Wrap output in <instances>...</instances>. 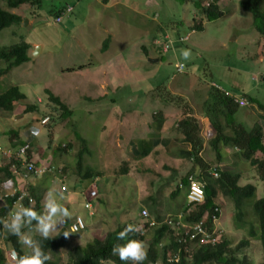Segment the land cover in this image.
<instances>
[{"label": "rangeland", "instance_id": "obj_1", "mask_svg": "<svg viewBox=\"0 0 264 264\" xmlns=\"http://www.w3.org/2000/svg\"><path fill=\"white\" fill-rule=\"evenodd\" d=\"M196 1L43 0L38 8L22 6L9 10L10 13L20 16L22 23L0 32V48L25 42L29 44L30 49L27 52L29 62L13 69L8 76L0 79L1 91L17 86L26 96V100L16 107L12 115L3 114L1 116L0 143H9V135L6 133L8 130H17L23 134L24 131L20 132L19 129L25 130L26 126L38 118L50 117V125L46 126L47 129H41L38 146L42 151V153L39 151L40 160L50 159L56 171L51 170L41 177L29 178L31 187L42 197V209L39 214L46 212L45 205L51 193L58 202L72 212L73 217L66 219L68 226L73 223L76 216L86 224L81 240L68 234V245L60 253V264H65L69 250L75 246L84 245L86 241L92 239L93 221L95 225L98 220H104L107 223V225H102L104 233L101 237L118 226L114 218L115 214H110L111 216L108 217L104 214L99 218L98 212L96 214L95 211L89 213V209L84 210L85 198L82 196V189L88 185L87 183L81 184L79 190L71 188L72 183L78 182L73 175L78 150V144L74 139H70L74 134L84 136L87 141L86 147H88L89 154L82 157L84 163L82 172L86 171L85 168L101 172L98 178L94 179L98 196L90 194L88 199L98 198L104 203V207H107L106 210H116L122 220L128 216V212H131L128 223L140 224L136 209L138 207L146 210L150 208L148 201L150 196L154 197L155 206L158 209L170 210L171 196L177 188V184L172 185L169 182L170 176L177 174L176 183L185 177L193 166L195 170L197 168L196 172H199L198 165H193L192 162L179 157V151L171 156L163 157V161L156 160L152 163L150 158L135 160L124 144L120 149L110 144L112 136L109 135L115 134L122 137L121 131L116 132L108 119V117L113 118L111 99H114L117 104V112L123 114L125 111H138L143 104L147 106L148 100L152 103L151 97H153L160 101L161 105H167L162 106L163 108L159 111L162 113H164L163 110L167 111L165 118H169L170 123L181 121L182 112L185 109L191 110L188 112L189 116L195 120L203 117V102L208 101V94L213 86L237 97L243 94H253L264 105L263 40L260 41V36L253 28L251 15L241 9L240 3L244 0H219L218 5L222 17L213 22L201 18V30L191 32L188 28L194 16L193 9ZM66 6L70 8V13L63 15L60 21L56 22L54 12L63 7L67 8ZM0 7L4 10L8 9L1 0ZM262 7L264 8V2ZM25 20L26 24H24ZM175 22L180 24L179 31L169 30ZM164 34L169 35L175 51L172 49L165 54L161 52ZM185 35H189L185 42L175 41L177 38L174 37ZM153 36L157 37L156 41ZM130 45H136V47L129 49ZM105 46L107 49L103 50ZM142 49H147L157 58H159L157 55L164 56L165 64L158 72L144 65L147 68L144 71H148L144 73L147 75V80L135 83L139 80L135 79L136 75L131 77V71L137 64L139 51L143 54ZM182 49L191 50L189 59L185 60L181 56ZM146 60L143 58L142 64ZM112 63L124 65L123 69L129 71V74L115 70ZM175 64H183L185 67L177 73L174 69ZM89 68L90 76L84 71ZM110 69L112 71H109ZM72 70H74L72 73L69 72ZM114 71L120 72L115 73L118 77H124L125 83L131 82L134 86L139 84V88L117 85L118 83L113 81L112 77ZM79 75L82 78H79ZM203 80L205 83L201 85L206 86L202 93L195 96L190 95L192 90H188L187 84L191 81L199 84ZM99 82L102 88L98 86ZM92 83H96L97 87ZM103 88L107 90L105 94ZM46 91L57 97L68 110L73 111L71 119H60L59 112L56 106H52L53 104L49 102ZM157 92H160L161 98H156ZM170 96H174L175 100L165 102ZM89 97L94 103H89L87 100ZM39 101L41 103L38 106V112L23 114L26 107L35 105ZM151 110L154 111V109ZM249 114L248 108H240L234 120L248 126V119L251 118V123L253 120L256 121L255 117ZM52 118L55 119L53 123ZM197 122L202 147L201 158L210 170L218 167L232 168L242 176L239 185L251 184L256 187V200L264 197V182L259 181L255 170L241 158L237 161L230 160V155L226 152L230 149L231 154L233 151L231 147L221 149V161L217 160L209 145L210 135L204 131L203 127L200 128L201 120ZM168 128L169 126L166 125L167 134L169 133ZM66 141L72 143V153L66 157L54 155L53 150L58 143L61 142L64 145ZM48 142L51 143L50 146ZM34 155H37L36 152ZM146 155L144 154L143 157ZM2 158L0 156L1 163ZM175 161L176 163L179 161V165L174 163ZM166 167H169L171 171L165 170ZM123 170L127 171L128 176H120ZM4 187L7 186L0 172V189ZM62 188L69 193L63 191ZM183 194H185V189L175 200L180 205L184 201ZM98 199L93 201L94 205H99ZM218 201L217 205L222 216L219 230H222V236L228 240V247L235 248L241 240H248L249 247L237 255L239 262L261 264L264 253L258 242L247 237L248 226L238 229L234 224L235 214L230 202L225 201L221 206ZM1 205L2 200H0ZM17 208L19 207H15L14 210ZM175 208L178 206L176 205ZM248 212L249 217H252L250 210ZM148 214L155 218V214L149 211ZM90 215L93 216L90 217ZM68 226L67 232H69ZM64 227V224L57 225L58 229L51 233V237L57 235ZM101 231L102 228L99 226L98 232L101 233ZM21 232V241L25 235L33 241L34 236H40L36 231V224L25 225ZM218 241H221V238L218 237ZM143 245L146 250L147 245ZM24 246L30 251L26 245ZM2 264H16V262L8 259L7 254Z\"/></svg>", "mask_w": 264, "mask_h": 264}, {"label": "trees", "instance_id": "obj_2", "mask_svg": "<svg viewBox=\"0 0 264 264\" xmlns=\"http://www.w3.org/2000/svg\"><path fill=\"white\" fill-rule=\"evenodd\" d=\"M1 1L8 9L6 8L7 10H4L0 7V32L4 29L10 28L12 26H18L22 23V18L18 15L10 13L9 10H15L22 6L38 8L43 0ZM205 1L207 0H197L194 4V16L192 18L191 25L188 28L191 32L201 30V18H205L208 22H213L222 17V12L220 11L218 5L219 0H209V2ZM263 2L264 0H244L241 1L240 5L244 12L251 15L253 28L260 36V41L263 40L264 48ZM65 10L66 8L64 7L58 9L56 12H54V17L61 19L63 16L62 13H64ZM179 28L180 24L175 22L171 25L169 30L179 31ZM165 37L170 39L168 34H164L161 43L166 41ZM186 37L188 40L189 35H185L184 37L176 36L174 38H177L175 41L185 42L184 39ZM29 49V44L25 42H20L19 44L9 47L0 48V66H2V68H0V79L2 77L8 76L13 69L23 66L29 62V58L27 56ZM106 49L107 46L103 48V50ZM179 65H181L184 69L185 66L183 64ZM175 71L177 72L176 69ZM262 80H264V78H262ZM46 94L48 95L49 102L53 104L52 106H56L55 108L59 112L58 115L60 119L72 118V110H68V108L50 92L46 91ZM157 97L161 98L160 92H157L156 98ZM235 99L244 101L247 103V105L240 106L239 104L234 103ZM25 100V94H23L17 86H11L2 91L0 89V119L3 114L12 115L16 107ZM166 100L167 101H164H174L175 97L170 96ZM207 100L208 101L203 102V111L204 116L208 119L209 124L215 133L213 138L209 140V145L214 151L216 159L221 161V151L224 148L231 147L233 150H237L236 152H238L239 158L243 159L252 169L255 170L259 181L264 182V131L255 121L251 123L250 119L247 120L249 123L248 126L242 124L236 119L234 120V117L240 108H248L249 111L256 110V112L258 111L263 113L264 105H262L253 94H243L242 96L237 97L232 94H227L222 89L215 87L210 89ZM40 103L41 102H38L35 105L26 107L23 114L38 112V106H40ZM190 111L191 110H188V112ZM184 114V119L179 121L177 124V130L182 136V139L180 140L181 144L185 145V148H188L179 150V157L192 162L193 165H198L199 172H196L197 168L195 170V167L193 166L188 174L180 179L181 189L177 187L176 191L172 193V203L184 189L186 194V189L188 187L187 178L189 176H194L193 179H196L199 183H201L204 191V202L199 206L189 205L184 199V194V201L181 203V205H179L180 211L173 214L172 220L176 221L178 220V216L182 215L181 219L183 222L188 224L202 223L203 229L207 233H211L213 231V227L211 225L212 218L218 219L220 217L217 201L220 200L218 203L221 206L225 201H229L235 214V226L238 229H243V227L248 226L246 233L247 237L258 242V244L261 246V251L264 253V197L256 200V187L251 184H246L244 186L239 185V182L242 178L241 174L236 173L233 170H223L219 167L210 170V167L201 158L202 147L200 138L198 136V122L197 120L190 117L189 113H185L184 111ZM45 117H47L45 124H42V120L38 118L32 124L26 126L25 130L19 129L20 132L24 131L23 134H20L17 130H8L6 133L9 135V143H0V145H4L6 149L11 150H16L26 145L28 147V150L25 153L27 162L33 163L35 167H39L41 165L39 161V153H42V151L39 149L38 142L40 140L41 131L43 129H47V127L50 125V117L44 116L43 118ZM258 119L263 121V119L260 117ZM54 120V118L51 119L52 123ZM19 128H21V126ZM31 129H39V135H32L31 137L29 135ZM50 137L51 136H49V138ZM70 139H74L78 144V150L76 152L77 156L75 160L76 165L74 168L75 173L73 174L75 175L74 178L78 182H75L74 184L72 183L71 188L79 190V186L81 187V184L87 183L88 185L82 189V196L85 198L83 208H85V205L88 203L90 208L93 210V208H96L97 206L94 205L93 201H96L98 198L92 200L88 199V197L93 191L95 192V195L98 196L97 187L95 185L96 181L94 179H96V177L98 178V175L101 172L93 171L91 168H85L86 171L82 172L84 165L82 157L85 154H89L87 150L88 147H86L87 141H85L80 134H74ZM50 145L51 143L48 142V146ZM72 151L73 145L70 141H66L64 145L59 142L57 147L53 150V154L59 155L60 157H66L68 154L72 153ZM34 152H36L37 155H34ZM0 156L2 155L0 154ZM47 161L51 165L50 167L53 169V171H56V167H52L51 160L47 159ZM165 169L169 170L170 168ZM0 172L3 176L4 183L11 181V188L13 190V192L6 191L5 189L10 190V188L7 187L0 189V200H2V205L0 206V218L6 219L8 214L11 211H14V206L17 203L23 207L32 206L39 214L40 210L42 209V197L34 190V188L28 185L27 178H25V182L26 187L28 185V193L25 197H22V199L18 201L21 198V194L18 189L19 185L17 184L14 173L19 172V175L21 176L22 168L20 161L15 159H10L8 161L7 157H5V159L2 158V163L0 162ZM126 172L123 170V173L120 176H128ZM31 177H33V175H31ZM62 190L66 193H69L65 188H62ZM150 199L155 204L154 197L151 196ZM98 201L101 203H99V205L104 208L106 212L110 211L108 209L106 210L107 207H104V203L101 200L98 199ZM248 210H250V215L253 218L249 217ZM154 216L155 218L153 219H155V222H161L163 220L158 216L157 213ZM105 217L107 216L105 215ZM76 218L77 216L75 219ZM116 221L114 222H116L118 226L112 232H106L104 237H101V234L104 233V226L102 225H107L104 220H99L95 226H91L94 229L92 239L86 241L84 245H78L69 250L65 264H133L131 261L121 262L118 256L112 255L113 245L124 243V241H121L117 238L118 233L122 231L127 224H133L128 223L125 220L121 221L116 219ZM34 224H36V222L32 221L30 225L33 226ZM64 225L65 227L54 237L44 240L39 235L34 236V241L40 247H42L45 253L49 256V259L45 262V264H60V253L68 245V235L65 236L63 234L67 231V221H65ZM99 226L102 228L101 233L98 232ZM149 228L150 226L145 231L139 230L136 233H130L127 238L137 239L143 242L145 239L144 232H148ZM85 230L86 228L76 233H69L73 237L79 238V240H81ZM150 233H153V236L150 240V244L148 245V249L145 251L146 258L143 262H141V264H155L158 256L160 255L158 245L162 241V238H165L164 241H166L169 246H167V249L165 248L166 251L171 249L173 252H177L179 244L177 239L173 238V232H171L169 225L163 224L162 228L158 230H152ZM220 238L221 241L217 242L214 246L203 245L199 247L196 253L192 255L190 260H188L184 254H182L177 263H174V261L168 263L167 259L163 258L162 255V259L158 264H243V262H239L237 255H239L243 249L249 247V241L243 239L235 248H229L228 240L222 235ZM13 251L16 253V259H18L25 252H29L22 243L21 236L18 237L10 234L6 229L2 228V225H0V264L5 261V255L12 254ZM261 264H264V259Z\"/></svg>", "mask_w": 264, "mask_h": 264}, {"label": "crops", "instance_id": "obj_3", "mask_svg": "<svg viewBox=\"0 0 264 264\" xmlns=\"http://www.w3.org/2000/svg\"><path fill=\"white\" fill-rule=\"evenodd\" d=\"M153 38L155 39L154 41L157 40L156 37L153 36ZM131 47L134 48V47H136V45H130L129 49ZM174 51H175V48H174ZM141 52H143V54H140V51H139V56L137 54V57H138L137 64L133 67V70L131 71L132 72L131 77H134L135 75L138 76L137 78L135 76V79H137L139 81H135V83H139L140 81H146L147 80V77H146L147 75H144V73H148V71L147 70L144 71V69H147V68H145L144 65H147L149 68H151L150 70L154 69V70H156V72H158L160 70V68L163 67L162 65L165 64V62H163L164 56L157 55L159 57V58H157V57L153 56V54H151L150 51H148L147 49H145V50L142 49ZM131 58L135 59L136 57H131ZM143 58L147 59L145 62L146 64L145 63L142 64L141 60ZM107 67H109V66H107ZM112 67L115 70H118L124 74H129V71H125L123 69L124 65L113 64ZM73 71L74 70L69 71V72L72 73ZM84 71L86 73H88V76H90L89 75L90 68L87 70H84ZM109 71H112V70L110 69ZM163 71H164V69H163ZM115 72L116 73H120V72L114 71V74L112 75L113 81L115 80L118 83L117 85L123 84L122 87H125L127 85L128 87L133 86L135 89H137L136 87L139 88V84H137V86H134V83H131V82L125 83L124 77H118L117 76L118 74H116ZM78 77L82 78L81 75H79ZM139 77H140V79H139ZM79 78L78 79L76 78V79L79 80ZM118 79H121V80H118ZM174 80H175V78H174ZM202 83H204V81L200 82L199 84L194 83L192 81L189 82V84H187L186 87L188 88V90H192V94H190V95L195 96L196 94H201L202 90L205 89V86H206L204 84L201 85ZM92 84H93V86L97 87L96 83H92ZM211 85H213V83ZM98 86H100L102 88V85H100V82L98 83ZM179 89H181V88H179ZM105 91H107V90L104 89V91H103L104 94H105ZM149 92H150V90L147 92V94ZM188 97H190V96L188 95ZM87 100L89 101L90 104L94 103L90 97L87 98ZM151 100H152V103H150V101L148 100L147 106H145V104L141 105L139 107L138 111H125V112H123V114H119L117 112L118 109L116 107L117 104L115 103V100L111 99V103H112L111 107L113 108V110H112L113 111V118L108 117V119H109L110 123L114 126V127L112 126L114 128V130L116 132L118 130H120L122 133L121 138H120V135H115V134L109 135V136H112L111 141L109 142L110 144L115 145L118 149H120L122 147V145L124 144L130 150L131 155L135 160L141 159V158H142L141 160H146V159L150 158L152 163H153L156 160L163 161V157L168 156V155L171 156L175 152H177L181 149H187L188 147L185 148V145L181 144V142H180V140L182 139V136L179 133V131L177 130V124L178 123H175L176 121L172 122V123L168 122L169 118H167V119L165 118L167 111L163 110L164 113L159 111V109L163 108L162 106H167V105H164V104L161 105L160 101H158L157 99H154L153 97H151ZM101 101H102V99H101ZM114 106H115V108H114ZM153 106L158 108V110H156ZM166 108H168V107H166ZM166 108H164V109H166ZM151 109H154V111ZM184 111H185V113H188V110L185 109ZM184 111L182 112L181 120L184 119V115H185ZM249 113H250L249 115H252L255 117V119H256L255 122L257 124H259L264 131V112L261 113L258 111L256 112V110H250ZM259 117L262 118L263 121H260L258 119ZM197 119L201 120L200 128L203 127L204 131L211 136V137L209 136L208 139L213 138L215 133H214L212 127L210 126L208 119L205 116L197 118ZM161 121H162V125H161ZM177 121H179V120H177ZM252 122H254V120ZM166 125L169 126V128H168L169 133L168 134L166 133ZM171 130H172V132H171ZM29 135L32 137L31 132L29 133ZM82 137L85 140V137L84 136H82ZM263 143H264V136H263ZM236 151L237 150H233L230 154V149H229L228 152H226V153H229L230 160L237 161L239 159L238 152H236ZM145 152L147 155L145 157H143ZM158 158H160V159H158ZM173 161H174V159H173ZM174 163H176V161ZM176 164L179 165V161ZM166 168H169V167H166ZM223 170H233V169L232 168H228V169L225 168ZM167 171H171V169H169ZM177 171H179V169ZM166 178H168V176ZM175 179H177V174L175 176H171V180L169 182L172 183V185H173V183L178 184V187H179L181 182L176 181V183H175ZM244 185H246V184H244ZM150 197L148 198V201H149L151 207L147 208V210L149 212H151V214L157 213L158 216L160 218H162V217H166L167 216L166 214H168V216H171L174 213H178L180 211L179 210L180 203L176 202L175 200L172 203L171 209L166 210L163 208L158 209L157 206H155L153 201L150 199ZM176 205L178 206V208H175ZM136 210L138 212V217H139V214L141 211H143V210L147 211L143 207H138ZM93 211H95L96 214H97V212L99 213V214H97L99 218L103 217L104 214L107 217L111 216L110 214H115V217H114L115 219L122 220L121 217L119 215H117L116 210H110L109 212H106L105 209L102 208L100 205H97L96 208H93ZM119 212L122 213V211H119ZM129 214H131V212H128V216L124 217L123 220L127 221L128 219H130L131 216H129ZM98 222H99V220L97 221V223ZM139 222H141V220ZM92 226H95L94 221H93ZM152 236H153L152 233L144 232V237H145L146 241L150 240V238Z\"/></svg>", "mask_w": 264, "mask_h": 264}, {"label": "clouds", "instance_id": "obj_4", "mask_svg": "<svg viewBox=\"0 0 264 264\" xmlns=\"http://www.w3.org/2000/svg\"><path fill=\"white\" fill-rule=\"evenodd\" d=\"M55 21L57 22V18L55 19ZM186 40H184V41H186ZM173 47H174V45H173ZM181 56L185 60L189 59V57L191 56V50L190 49H182L181 50ZM175 66H174V68L176 69ZM39 102H41V101H39ZM45 119H47V117L41 118L42 121ZM31 133L34 136L39 135L38 129H31ZM4 149L9 150V149H6L5 147H4ZM2 157L5 159L6 156L2 155ZM13 157L14 156H12L10 158L7 157V160L9 161L10 159H14ZM23 159H24V157H23ZM18 161H20L21 168H23L22 164H21L23 160L18 159ZM39 161H40L41 165L39 167H36V168H41L43 166H46V169H45L44 173L40 176H36L34 174L27 175V182H28L29 186H31V182H29V178L41 177L46 172H50L51 170L53 172V169L50 167L51 165L49 164V162L47 160H44V161L39 160ZM25 162H27L26 158H25ZM23 169H22V173H24ZM31 175H33V177H31ZM189 178L193 179L194 176H189L187 178L188 179V187H189ZM193 181H195L196 183H198L202 187L201 183H199L196 179H193ZM28 185H27V187H28ZM180 186H181V183H180L179 187L177 184V187L179 189H181ZM242 186H244V185H242ZM27 187L20 188L23 192H21V190H19L21 195L24 193L23 197H25L28 193ZM188 187L186 189V194L188 192ZM202 190H203V187H202ZM186 194H185V197L183 194V197L187 203ZM20 200H18V201H20ZM203 202H204V191H203ZM30 204H31V202H30ZM201 204H199V205H201ZM199 205H194V206H199ZM14 207H19V208H17L14 211H11L8 214L6 219L0 218V225H2V228L6 229L10 234L18 236V237L21 236L22 227H24L25 225L31 224L32 221H35L36 222V231L40 234V236L44 240L48 239L51 237V233L58 229L57 225L62 226L65 223L66 219H70L73 217L72 212H70L66 207H64V205L62 203L58 202L57 198L55 196H53L51 193H49V198H48L47 203L45 205L46 212L43 214H38L37 211L32 206L23 207V206H20L19 203H17ZM84 210H86V209H84ZM89 210L90 211H88V210H86V211H88L89 213L93 212V210L91 208ZM143 211H145V210H143ZM143 211H141L139 214V217L141 220V222H139L140 224H135V225L134 224H127L125 226V228L118 233L117 238L121 241H124V243L114 244L112 247V255L118 256L121 262L131 261V262H133V264H141V262H143L146 258V252L145 251L148 249V245L150 244V240L152 237L150 238V240L146 241L144 239V241L142 242V241L137 240V239L127 238L130 233H136L139 230L145 231V230H147V228L149 226H150V228L148 229V232H152V230H158V229L162 228L163 224L169 225L168 222H174L176 224L175 226L169 225V227L171 228V232H173V238L177 239V242L179 244V248H178L177 252H173L171 249H168L166 251L168 244L166 241H164L165 238H162V241L158 245V250L160 251V255L158 256V259L155 262V264L159 263V261L162 259V255H163V258L167 259L168 263H171L172 261H174V263H177L182 254H184L186 256V258L188 260H190L192 255L194 253H196L198 248L203 246V245H199L198 242L191 241L189 239V237L186 235L187 228L183 229V230H177L178 224H183V225H186L188 228H192V226L195 225L196 223L195 224H188L186 222H183L181 219L182 215H179L178 220H176V221L172 220L173 215H171L170 217L169 216L162 217L163 220L161 222H155V219H153L151 216H149L147 211H145V212L147 213L148 216L146 218H143L142 217ZM219 212H220V209H219ZM91 216H93V215H90V217ZM221 218H222V216L220 214V217L218 219L212 218V220H211V225L213 227V230L216 229L214 236L217 238V241L214 244H205V245L214 246L217 242H220V241H218V237L220 238L222 235V230H219V227L221 226L220 225ZM74 220H75V218H74ZM84 223H85V221H84ZM70 226H69V228H70ZM85 228H86V224H85ZM68 231L70 232V229H68ZM69 232L66 231L63 234L65 236H67L69 234ZM213 232H211V233H213ZM22 243L24 245H26L30 249V251L25 252L18 259H16V253H15V251H13L12 254H8V259L10 258L14 261L16 259V264H45V262L48 261L49 256L45 253V251L42 249V247H40L29 236H26V235L23 236L22 237ZM143 244L147 245L146 250L144 249ZM165 251H166V253H165Z\"/></svg>", "mask_w": 264, "mask_h": 264}, {"label": "built area", "instance_id": "obj_5", "mask_svg": "<svg viewBox=\"0 0 264 264\" xmlns=\"http://www.w3.org/2000/svg\"><path fill=\"white\" fill-rule=\"evenodd\" d=\"M70 8L67 7L65 12L62 13V15H66L68 13H70ZM60 21V18H57V22ZM165 42L162 44V53H167L168 51L173 49V42L168 38L165 37ZM186 40V39H184ZM176 70L177 72H181L183 67L181 65H176ZM234 102L236 104H239L240 106H246L247 103L244 101H239L237 99L234 100ZM47 121V119L41 121L42 124H44ZM28 150V147L25 145L19 149L16 150H5L4 148H2L0 146V154L3 156H6L8 158L14 156L13 158L18 160V159H22V168L24 170V173H21V176L19 175V172H15V177H16V181L18 186V189L21 190L20 188H25L26 187V182H25V178H27V175L29 174H34L36 176H40L44 173L46 166H43L41 168H36L33 163H27L25 162V153ZM24 157V159H23ZM18 158V159H17ZM215 176V175H214ZM5 185L7 186V188H10V190L5 189L6 191L9 192H13L12 190V183L11 181L5 183ZM22 191V190H21ZM91 196L95 195V192H91L90 193ZM24 196V193L21 195V198ZM20 198V199H21ZM19 199V200H20ZM186 200L187 203L190 205H199L203 202V190L202 187L196 183L195 181H193L192 178H189V187H188V192L186 194ZM85 209H90V205L87 203L85 205ZM148 215L145 211L142 212V217L146 218ZM169 225L175 226L176 224L174 222H168ZM85 228V223L84 221L80 218L77 217L74 222L71 224L70 226V232L71 233H76L79 232L81 230H83ZM186 235L189 237V239L191 241H195L198 242L199 245H205V244H214L217 241V238L214 236L215 235V230L214 229L212 232L213 233H207L202 226V223H197L195 225L192 226V228H188L186 225L183 224H178L177 226V230H183L186 229Z\"/></svg>", "mask_w": 264, "mask_h": 264}, {"label": "water", "instance_id": "obj_6", "mask_svg": "<svg viewBox=\"0 0 264 264\" xmlns=\"http://www.w3.org/2000/svg\"><path fill=\"white\" fill-rule=\"evenodd\" d=\"M24 24H26V20H25Z\"/></svg>", "mask_w": 264, "mask_h": 264}]
</instances>
